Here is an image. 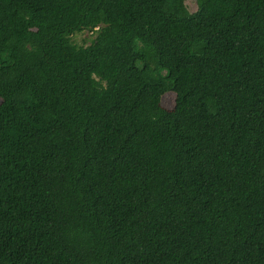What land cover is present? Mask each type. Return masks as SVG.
<instances>
[{"label":"trees","instance_id":"1","mask_svg":"<svg viewBox=\"0 0 264 264\" xmlns=\"http://www.w3.org/2000/svg\"><path fill=\"white\" fill-rule=\"evenodd\" d=\"M0 264H264V0H0Z\"/></svg>","mask_w":264,"mask_h":264},{"label":"rangeland","instance_id":"2","mask_svg":"<svg viewBox=\"0 0 264 264\" xmlns=\"http://www.w3.org/2000/svg\"><path fill=\"white\" fill-rule=\"evenodd\" d=\"M93 34L87 30L76 32L72 35V41L78 45H87L92 39ZM161 104L164 107L171 108L174 104V94L166 92L161 98Z\"/></svg>","mask_w":264,"mask_h":264}]
</instances>
